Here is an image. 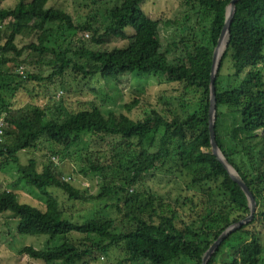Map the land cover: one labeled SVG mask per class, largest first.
I'll return each mask as SVG.
<instances>
[{"label": "trees", "instance_id": "trees-1", "mask_svg": "<svg viewBox=\"0 0 264 264\" xmlns=\"http://www.w3.org/2000/svg\"><path fill=\"white\" fill-rule=\"evenodd\" d=\"M7 1L0 0V117L7 125L0 173L17 165L20 178L7 180L8 187L24 183L44 200V207L0 191V218L10 213L18 219L22 236L64 239L59 247H24L19 254L41 264H86L95 253L109 258L112 251L120 253L116 264H175L183 259L203 264L220 236L251 213L247 196L211 152L213 58L233 0H187L183 17L175 20L147 18L142 10L147 0H87L88 8L102 5L98 13L109 21L105 29L91 13L78 23L53 4L58 0H19L8 8ZM2 26L8 33L5 43ZM174 26L180 39L164 48L161 28ZM63 29L90 38L63 48L56 40ZM19 39L30 43L20 48ZM114 40L124 45L106 46ZM27 51L39 57L36 65L51 70L47 76L20 69ZM226 65L230 73L225 81ZM129 74L160 77L176 87V95H163L154 105L133 92L135 98L120 114L107 115L98 105L82 103L58 119H49V109L14 108L10 103L18 93L29 92L27 83L38 88L58 84L69 100L82 91L72 89L69 76L89 86L98 76L116 85ZM216 92L217 143L253 193L258 212L222 243L208 264H264L258 231L264 229V0L238 1ZM142 104L149 107L137 116L134 110ZM226 120L230 128L223 132ZM43 148L49 154L29 153ZM25 152L26 165L20 157ZM68 157L80 158L79 172L100 180L97 195L72 184L70 172L57 164ZM156 172L182 178L186 189L176 197H160L145 184ZM52 190L72 204L103 201V215L71 221ZM108 210H115V219L104 215Z\"/></svg>", "mask_w": 264, "mask_h": 264}, {"label": "rangeland", "instance_id": "rangeland-1", "mask_svg": "<svg viewBox=\"0 0 264 264\" xmlns=\"http://www.w3.org/2000/svg\"><path fill=\"white\" fill-rule=\"evenodd\" d=\"M18 1L19 0H8L4 6L7 8L13 7L18 3ZM185 1L187 0H147V2L143 5L142 10L147 18L153 20H158L160 18L174 20L178 18L181 19L185 13L183 8ZM53 4L58 7H63L64 10L74 15V17L77 18L76 20L78 23H85L90 13L91 16L98 19V22L103 29H105V26L109 23L108 19L103 16L102 11L98 13V11L102 9V5L94 4L92 7L90 4L92 8H88L89 1L87 0H58V2H54ZM2 31V38L4 40L3 43H5V34L8 35V33H6V26H2ZM180 36L181 33L178 31L176 26L168 30L163 27L161 28V39L164 48L169 46L174 41H178ZM82 37L89 39L90 35L86 33L75 36L74 33H70L68 30L63 29L58 31L56 40L60 41V46L63 48L71 49V46L74 47L78 45L76 41H79L78 38ZM27 43L29 44L30 42H27L26 40H18L20 48ZM123 45L124 43L121 40H114L106 46L115 48ZM175 55H180V53L175 52ZM38 59L39 57L36 53L27 51L20 63V65L24 67H21L20 69H25L30 73L37 74L43 72V74L47 76L51 70L44 67L43 64L39 66L36 65ZM226 68H228L227 65L224 67L223 71L225 81L230 73V70L226 72ZM66 79L68 83H71L72 89L77 91L82 90L69 100H67L68 98H64V93L62 91H58V84L51 86L47 84V87L43 86L42 88H38L35 83H27L25 86L29 92L23 91L18 93L15 99L10 101V103L13 104L14 108L27 109L38 106L43 109H49V119H58L59 117L63 118L67 115V113L78 109V105L82 103H86L88 106H92L93 104L98 105L102 112L107 115L110 112L120 114L125 112L124 106L135 98L132 94L133 92H139L141 95L148 98L149 102L154 105L159 104V98L163 95L166 96L167 99H169V96L171 95H176L175 86L163 83L160 80V77L155 75L129 74L121 79L120 84L116 85L111 83V81L103 80L100 76L92 79L89 86H83L85 84L80 81L74 83L71 76ZM148 107L149 106H147V104H142L134 110V113H136L137 116H142L144 110ZM222 124L223 126L221 127L223 132H225L224 130H229L230 126L228 125L227 120ZM44 147L47 148L46 145ZM46 148L42 149L43 152H34L31 150L29 153L37 154L38 156H42L44 153L49 154V150ZM105 149H108V147L105 146ZM27 154V152L20 154L21 163L24 165L28 162ZM57 164L65 169L66 172H70V175H72L70 177L74 179L72 184L83 191H87V195H97L101 190L100 180H98V178L90 174L86 175L79 172L83 168L80 158H74L73 161H71V158L68 157L63 162H58ZM63 172L65 174V171ZM0 178V191L9 190L15 192L21 195L22 203L37 208L44 207V200L39 198L34 193L33 189H30L24 183L18 184L14 187H8L9 182H7V180L16 181V179L20 178L17 165L13 164L8 168H4L2 173H0ZM183 181L184 180H182V178L177 179L174 176L166 175L164 172H156L155 174H151L146 177L145 184L147 188L154 191V193H157L160 197L167 198L170 195V197H176L182 189H186L187 183ZM51 193L62 203L65 215L71 221L84 222L96 213L103 215L102 211L105 203L103 201H79L72 204L67 202V197L59 190H52ZM104 215H107L111 219H115L117 214L115 210H108L104 213ZM18 224V219L10 213L2 215L0 218V264H41L40 262L31 261L27 256H21L19 254V250L24 247H33L36 250L43 251L48 248L59 247L64 243L63 238H57L52 241L46 236H22L18 232ZM258 231L262 234V242L264 245V229L259 228ZM10 232L11 234H9ZM75 239L78 240L80 237ZM119 257L120 253L118 251H112L109 258L95 253L92 257L86 260V264H116ZM175 264L194 263H190L183 259Z\"/></svg>", "mask_w": 264, "mask_h": 264}, {"label": "water", "instance_id": "water-1", "mask_svg": "<svg viewBox=\"0 0 264 264\" xmlns=\"http://www.w3.org/2000/svg\"><path fill=\"white\" fill-rule=\"evenodd\" d=\"M240 0H233L227 10V19L225 26L222 30L220 39L218 41V45L214 52V58H213V66H212V73H211V104H210V131H211V152L212 154L224 165L226 170L228 171L229 175L231 176L232 180L239 185V187L242 189V191L245 193L249 200L251 213L250 216L240 221L239 223L233 225L230 227L226 232H224L220 238L211 246V248L207 251L206 255L203 259V264H208L209 260L213 256V254L219 249V247L222 245V243L233 233H235L237 230L243 228L250 222H252L255 219V216L258 211V205L256 202V199L253 195V193L250 191L247 184L244 182L240 174L229 164L223 153L221 152L219 145L217 143L216 139V133H215V125L217 120V92H216V80H217V74L220 69V65L218 68H216L217 63V49L218 46L223 39L225 35L230 37L231 32V25L233 23L235 14H236V5ZM228 45V41H227ZM226 45V48H227ZM226 50V49H225ZM222 61V60H221Z\"/></svg>", "mask_w": 264, "mask_h": 264}, {"label": "bare ground", "instance_id": "bare-ground-1", "mask_svg": "<svg viewBox=\"0 0 264 264\" xmlns=\"http://www.w3.org/2000/svg\"><path fill=\"white\" fill-rule=\"evenodd\" d=\"M227 41H228V36L225 35L223 37V39L221 40L219 46H218V49H217V63H216V68L219 67L220 65V62L223 58V55L225 53V49H226V45H227Z\"/></svg>", "mask_w": 264, "mask_h": 264}, {"label": "built area", "instance_id": "built-area-1", "mask_svg": "<svg viewBox=\"0 0 264 264\" xmlns=\"http://www.w3.org/2000/svg\"><path fill=\"white\" fill-rule=\"evenodd\" d=\"M6 126L7 125L5 120L2 117H0V144H3L5 142Z\"/></svg>", "mask_w": 264, "mask_h": 264}]
</instances>
